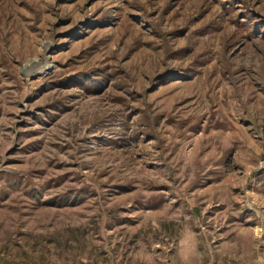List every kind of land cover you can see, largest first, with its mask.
<instances>
[{
    "label": "rangeland",
    "instance_id": "374dc122",
    "mask_svg": "<svg viewBox=\"0 0 264 264\" xmlns=\"http://www.w3.org/2000/svg\"><path fill=\"white\" fill-rule=\"evenodd\" d=\"M0 264H264V0H0Z\"/></svg>",
    "mask_w": 264,
    "mask_h": 264
}]
</instances>
